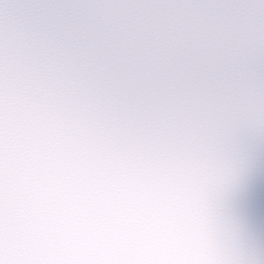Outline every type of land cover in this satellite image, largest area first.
I'll return each mask as SVG.
<instances>
[{
  "label": "snow or ice",
  "instance_id": "snow-or-ice-1",
  "mask_svg": "<svg viewBox=\"0 0 264 264\" xmlns=\"http://www.w3.org/2000/svg\"><path fill=\"white\" fill-rule=\"evenodd\" d=\"M0 264H264V0H0Z\"/></svg>",
  "mask_w": 264,
  "mask_h": 264
},
{
  "label": "clouds",
  "instance_id": "clouds-1",
  "mask_svg": "<svg viewBox=\"0 0 264 264\" xmlns=\"http://www.w3.org/2000/svg\"><path fill=\"white\" fill-rule=\"evenodd\" d=\"M35 84L26 93L25 110L45 105L49 110L82 122H103L110 108L104 93L93 89L86 69L62 70L53 65L37 67Z\"/></svg>",
  "mask_w": 264,
  "mask_h": 264
}]
</instances>
